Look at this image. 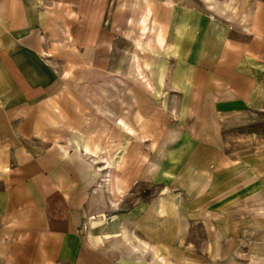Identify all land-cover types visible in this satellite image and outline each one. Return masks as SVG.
<instances>
[{"label":"crops","instance_id":"crops-1","mask_svg":"<svg viewBox=\"0 0 264 264\" xmlns=\"http://www.w3.org/2000/svg\"><path fill=\"white\" fill-rule=\"evenodd\" d=\"M180 13L174 0H0V264H119L104 246L115 230L82 228L72 173L91 182L88 155L123 166L164 116L186 126L176 140L201 165L205 208L264 221V22L234 35Z\"/></svg>","mask_w":264,"mask_h":264},{"label":"rangeland","instance_id":"rangeland-1","mask_svg":"<svg viewBox=\"0 0 264 264\" xmlns=\"http://www.w3.org/2000/svg\"><path fill=\"white\" fill-rule=\"evenodd\" d=\"M174 1L179 16L195 12L225 23L234 35L262 30L264 0ZM227 126L231 129L232 124ZM154 127V133L131 139L123 166L112 165L106 157L83 156L82 167L91 166L96 173L91 182L72 173L79 179V195L74 197L82 202L77 209L82 228L87 233L115 230L104 246L119 264H264L263 245L250 247V242L264 241V221L216 219L226 213L229 218L244 217L240 209L245 206L211 203L207 210L201 165L187 159V142L176 140L186 132L184 122L164 116L162 125ZM193 149L201 158L200 148Z\"/></svg>","mask_w":264,"mask_h":264}]
</instances>
